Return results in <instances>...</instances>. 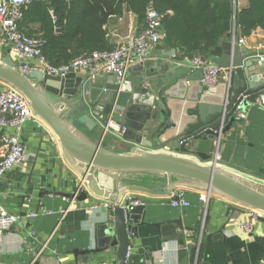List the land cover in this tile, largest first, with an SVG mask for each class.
I'll list each match as a JSON object with an SVG mask.
<instances>
[{
  "label": "crops",
  "instance_id": "1",
  "mask_svg": "<svg viewBox=\"0 0 264 264\" xmlns=\"http://www.w3.org/2000/svg\"><path fill=\"white\" fill-rule=\"evenodd\" d=\"M236 2L240 9L248 6V0ZM106 27L109 38L119 44L137 33L140 24L134 13L126 12L123 16L110 18ZM233 31L248 49L264 50L263 28L258 27L247 37L242 36L238 28ZM3 48L0 47V55H10L20 61L9 46ZM149 55L152 58L146 62L154 71H147V77L152 82H158L164 76L158 67H163L168 59L191 62L194 56L181 46L168 43L163 28L160 43ZM208 58L217 61L218 56ZM187 74L199 77L193 65H190ZM127 76L136 78L140 73L130 70ZM116 81L115 75L101 73L94 81H89L92 88L85 99L87 102L90 98L95 101L103 92L110 91ZM88 108L93 110L89 104ZM245 110L246 119L236 120L220 141L215 142L212 153H215L218 166L264 183V108L251 103ZM142 111L135 112L136 120H139ZM114 121L113 117L105 135L100 126L92 131L85 127L81 130L91 140L110 150L120 153L130 151L135 144L125 135L116 133L114 128L119 121ZM43 127L46 132L42 131ZM49 134L54 139L53 143ZM20 139L28 158L0 178V205L10 212L20 213L23 219L0 240V264H85L104 260L116 263L115 248L91 254L75 253L76 250L96 247L97 225L107 220V208L103 203L116 205V200L110 199L107 194L120 197V203L132 197L142 198L146 202V213L143 214L146 222L164 223L181 219L186 228L179 230V236L173 238L170 230L160 234L153 226H140L138 238L130 249L132 264L264 263V223L258 221L251 234L242 232L238 227V222L249 219V207L214 193L205 204L200 200L199 193L206 191L188 187L172 190L181 191L188 202L177 207L166 199L172 192L150 193L129 189L131 185H139L164 190L170 181L166 174L131 172L117 175L73 162L77 169L68 161L54 133L38 118L25 124ZM171 181L177 183L180 179L173 176ZM79 182L86 187L89 198H75L71 202L67 195L75 191ZM96 205L99 206L94 207ZM230 207L234 208L229 211ZM37 210V216H25ZM63 211H66L65 215L60 219Z\"/></svg>",
  "mask_w": 264,
  "mask_h": 264
},
{
  "label": "water",
  "instance_id": "2",
  "mask_svg": "<svg viewBox=\"0 0 264 264\" xmlns=\"http://www.w3.org/2000/svg\"><path fill=\"white\" fill-rule=\"evenodd\" d=\"M219 48L217 64L230 72V79L214 87L204 86L199 77L187 74L192 65L190 61L174 59L158 67L164 76L152 82L147 71L154 69L146 62L151 55L130 67L129 71L138 70L139 77L127 76L123 84L116 81L110 91L103 92L95 101L90 98L89 102L85 99L92 88L88 75L74 71L64 77L40 71L23 73L17 65L25 59L16 61L10 55H0V80L28 99L34 114L54 133L72 165L76 162L117 175L166 174L170 181L164 190L139 185H131L129 189L150 193H170L177 187L209 191L260 210L263 215L258 221L264 223V183L218 166L212 153L215 142L220 141L236 121V105L243 100L246 109L263 98L264 50L248 49L235 31L221 39ZM140 110L144 111L136 120L135 112ZM96 111L107 117L112 115L115 121L130 126L125 134L135 144L130 151L110 150L81 130V127L91 131L99 127L94 117ZM44 128L42 131L46 132ZM50 141L54 142L51 135ZM173 176L180 181L173 183ZM67 196L89 198L87 191L78 195L74 191ZM106 196L116 200V205L107 209V220L97 225L96 247L75 253L91 254L115 248V264H132L130 249L138 238L140 226H153L160 234L170 230L173 238L179 236V230L186 229L181 219L146 222L145 205L133 206L130 198L120 203V197Z\"/></svg>",
  "mask_w": 264,
  "mask_h": 264
},
{
  "label": "built area",
  "instance_id": "3",
  "mask_svg": "<svg viewBox=\"0 0 264 264\" xmlns=\"http://www.w3.org/2000/svg\"><path fill=\"white\" fill-rule=\"evenodd\" d=\"M39 1L0 0V47L9 46L20 59H25V62H18L17 65L23 73H31L37 70L43 74L64 77L70 71H74L88 75V81H94L103 73L115 75L118 83L123 84L130 67L137 62L144 61L161 41L162 16L150 4L146 11L144 28L121 41L115 48L85 51L66 64L55 65L43 53L44 40L40 37L29 36L19 29V20L22 17L23 8ZM50 12L52 18L57 20L53 11ZM240 41L242 42V39ZM191 63L198 70L199 81L204 86L214 87L228 82L230 79V72L219 66L217 61L201 55H194L191 58ZM256 104L264 108V97ZM234 115L238 121L246 119L247 113L243 107V100L236 105ZM94 117L99 126L102 127V134L105 135L113 122V116L107 117L101 111H96ZM36 118L38 117L34 114L28 99L12 85L0 80V178L4 173L12 170L15 165L28 158L20 136L23 133L25 124ZM114 129L119 136L125 135L128 131V127L120 123ZM82 191H86V187L82 182H79L75 194L78 195ZM199 194L200 200L207 204L213 193L206 191ZM166 199L177 207L188 204L181 191L172 192ZM70 200L73 202L75 198ZM130 203L133 206H141L145 205L146 202L142 198L132 197ZM103 204L107 209L115 207L114 203L111 202H104ZM65 212H62L60 219H63ZM38 213V210L30 211L25 216L35 217ZM262 215L263 213L260 210L250 208L249 219L238 222L239 229L246 234L253 233L256 223ZM22 219L23 216L20 213L10 212L0 205V240ZM85 264L115 263L104 260Z\"/></svg>",
  "mask_w": 264,
  "mask_h": 264
},
{
  "label": "trees",
  "instance_id": "4",
  "mask_svg": "<svg viewBox=\"0 0 264 264\" xmlns=\"http://www.w3.org/2000/svg\"><path fill=\"white\" fill-rule=\"evenodd\" d=\"M150 4L168 43L205 58L220 56V41L234 28L244 37L264 29V0H248L242 9L236 0H40L23 8L19 29L43 39L46 58L62 65L85 51L115 48L106 27L113 16L132 12L143 29Z\"/></svg>",
  "mask_w": 264,
  "mask_h": 264
},
{
  "label": "rangeland",
  "instance_id": "5",
  "mask_svg": "<svg viewBox=\"0 0 264 264\" xmlns=\"http://www.w3.org/2000/svg\"><path fill=\"white\" fill-rule=\"evenodd\" d=\"M4 49V48H3ZM3 49H2V51H3Z\"/></svg>",
  "mask_w": 264,
  "mask_h": 264
}]
</instances>
